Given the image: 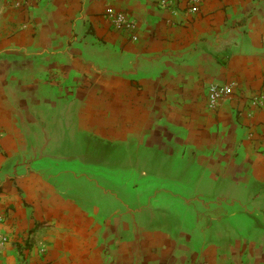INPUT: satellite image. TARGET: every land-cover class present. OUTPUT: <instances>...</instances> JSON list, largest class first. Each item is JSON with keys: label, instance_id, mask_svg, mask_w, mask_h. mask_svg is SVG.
Instances as JSON below:
<instances>
[{"label": "crops", "instance_id": "obj_1", "mask_svg": "<svg viewBox=\"0 0 264 264\" xmlns=\"http://www.w3.org/2000/svg\"><path fill=\"white\" fill-rule=\"evenodd\" d=\"M160 1L0 0V264H264V0Z\"/></svg>", "mask_w": 264, "mask_h": 264}, {"label": "built area", "instance_id": "obj_2", "mask_svg": "<svg viewBox=\"0 0 264 264\" xmlns=\"http://www.w3.org/2000/svg\"><path fill=\"white\" fill-rule=\"evenodd\" d=\"M35 1L37 0H26V2ZM159 4L163 8H171L175 14L184 12L196 16L201 11L202 0H161ZM106 15L116 31L127 33L132 41H138V24L136 21L132 20L126 13L111 8L107 9ZM233 87L234 84L209 86L207 88L209 108L217 109L221 102L233 94ZM3 220V215L0 214V222Z\"/></svg>", "mask_w": 264, "mask_h": 264}, {"label": "rangeland", "instance_id": "obj_3", "mask_svg": "<svg viewBox=\"0 0 264 264\" xmlns=\"http://www.w3.org/2000/svg\"><path fill=\"white\" fill-rule=\"evenodd\" d=\"M88 172H89L90 175L91 174H95V171L92 170V169H89ZM137 183H138L137 191L139 190L138 192H140L141 191L140 189L143 188V186L145 185V181L138 180ZM109 186H111V185H109ZM153 186H154L155 189L158 188L154 184H153Z\"/></svg>", "mask_w": 264, "mask_h": 264}]
</instances>
